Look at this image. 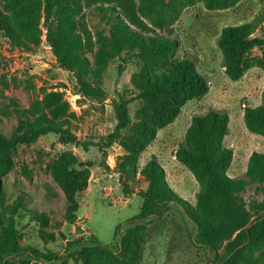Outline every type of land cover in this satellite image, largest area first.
Segmentation results:
<instances>
[{
	"label": "rangeland",
	"instance_id": "obj_1",
	"mask_svg": "<svg viewBox=\"0 0 264 264\" xmlns=\"http://www.w3.org/2000/svg\"><path fill=\"white\" fill-rule=\"evenodd\" d=\"M2 5V2H0ZM264 17V0H240L224 10H210L204 0L182 8L176 22L165 29L154 26V34L178 41L168 63L184 58L193 60L198 72L210 85L207 95L188 101L179 117L171 124L159 128L156 138L138 159L136 170L130 172L126 165V152L114 143L105 148L106 137L114 132L117 118L114 103L130 101L128 106L132 122L148 106L139 97L136 81L141 79L142 63L136 52L125 51L103 65L99 78L108 98L97 102L79 92L72 73L57 62L48 42L47 16L40 12L39 41H29L24 48L15 46L8 38H0V132L10 140L20 131L23 119L15 108H28L35 94L28 91L30 82L48 92L63 93L66 109L62 118L75 133L79 145H65L54 134L38 139L34 144H20L13 156V168L0 178V237L8 223L9 206L21 196L27 198V207L46 213L48 224L42 228L33 216L22 208L16 219L21 242L47 254L51 261L43 264H84L89 249L99 246L114 253L122 261L125 251L121 243L128 229L137 225L139 230L140 264H232L228 262L235 252L232 242L207 249L197 241V226L180 206L171 205L162 217L134 220L141 212L148 183L141 175L142 169L156 156L165 169L171 188L190 205L197 203L199 184L194 175L175 158V152L184 142L186 131L196 116H205L215 110L228 113L229 135L225 146L234 150V160L228 171L232 178H245L249 158L255 152L264 153V135L251 133L245 125V107L264 104V69L257 60L264 56V48H254L247 59L252 68L238 82L231 81L223 67V56L217 40L225 27L237 26ZM80 19L93 37V49L97 48L99 35L110 37L112 17H103L94 6L81 8ZM148 23V22H147ZM149 24V23H148ZM254 37L264 40V21L255 30ZM88 57L94 64L93 52ZM17 105V106H16ZM127 134L128 131H124ZM74 158L79 163L91 164L88 188L79 193L78 220L70 224L66 220L67 200L62 188L55 181L51 168L57 161ZM133 173V174H131ZM124 186L132 194L125 195ZM246 203L245 211L254 221L256 215L252 203L264 201V184H249L241 193ZM4 205V206H3ZM81 228L83 233H77ZM264 254V241L249 253L250 260L239 258L234 264H259L256 259ZM94 264H113L107 259L93 260ZM29 255H13L8 264H34Z\"/></svg>",
	"mask_w": 264,
	"mask_h": 264
},
{
	"label": "trees",
	"instance_id": "obj_2",
	"mask_svg": "<svg viewBox=\"0 0 264 264\" xmlns=\"http://www.w3.org/2000/svg\"><path fill=\"white\" fill-rule=\"evenodd\" d=\"M196 0H0V38H8L15 46L24 48L29 41H39L40 12L44 8L47 16L48 42L60 67L73 74L79 92L97 102H104L107 92L99 78L100 70L115 54L136 52L142 63L141 79L136 81L139 97L148 106L132 122L128 106L130 101L114 103L117 126L106 137L105 148L118 143L126 152V165L130 172L136 170L140 154L156 138L159 128L173 123L181 114L182 107L193 99L201 98L210 91L209 82L197 70L195 62L184 58L168 63L178 41L154 34L152 26L165 29L176 22L182 8ZM240 0H204L210 10H224L235 6ZM94 8L103 17L113 21L110 37L99 35L93 49V37L77 14L82 7ZM264 21L257 16L253 21L223 28L217 45L223 56V67L228 78L240 81L252 63L247 55L256 47L263 49L264 40L254 37L255 30ZM149 24H148V23ZM93 52L94 64L88 57ZM264 69V56L257 60ZM27 82V90L35 94L28 108H15L23 119L19 132L10 140L0 132V178L13 168V156L20 144H34L39 138L54 134L65 145H79V140L67 121L62 118L66 109L63 93L48 92ZM264 101V92H263ZM246 128L253 134L264 135V104L245 107ZM230 117L226 112L211 110L205 116L193 118L186 131L184 142L175 152L176 160L184 165L199 184L197 203L190 205L169 185L165 169L156 156L142 169L148 187L141 192V212L134 220L162 217L171 205L180 206L197 226V241L203 247L214 250L223 242H232V251L238 249L228 261L232 264L241 258L250 260L249 253L264 241V201L252 203L256 217L251 221L245 211L246 203L242 191L257 181L264 184V153H253L249 158L245 178H232L228 171L234 160V150L225 146L229 135ZM124 131H128L124 134ZM91 164L79 163L73 157L53 164L51 171L62 188L67 200L66 220L75 224L78 220L77 196L89 186L87 168ZM133 174V173H131ZM125 195L130 189L124 186ZM4 206V205H3ZM8 223L0 237V264H8L13 255H29L37 263L52 258L34 247L21 242L16 228L18 212L25 208L42 228L48 224L47 214L27 207V198L19 197L13 205ZM137 225L128 229L121 243L125 251L122 261L114 253L99 246L89 249L84 264L93 260L107 259L113 264H140L139 230ZM256 263L264 264V254Z\"/></svg>",
	"mask_w": 264,
	"mask_h": 264
},
{
	"label": "water",
	"instance_id": "obj_3",
	"mask_svg": "<svg viewBox=\"0 0 264 264\" xmlns=\"http://www.w3.org/2000/svg\"><path fill=\"white\" fill-rule=\"evenodd\" d=\"M76 231H77V233H79V234L84 232V230L81 229V228H77Z\"/></svg>",
	"mask_w": 264,
	"mask_h": 264
},
{
	"label": "built area",
	"instance_id": "obj_4",
	"mask_svg": "<svg viewBox=\"0 0 264 264\" xmlns=\"http://www.w3.org/2000/svg\"><path fill=\"white\" fill-rule=\"evenodd\" d=\"M175 158H176V156H175Z\"/></svg>",
	"mask_w": 264,
	"mask_h": 264
}]
</instances>
